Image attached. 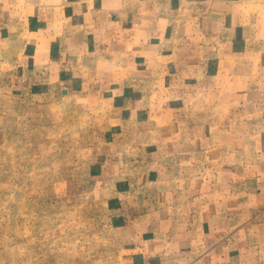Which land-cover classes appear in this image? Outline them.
<instances>
[{
    "label": "crops",
    "instance_id": "0c3cea01",
    "mask_svg": "<svg viewBox=\"0 0 264 264\" xmlns=\"http://www.w3.org/2000/svg\"><path fill=\"white\" fill-rule=\"evenodd\" d=\"M182 1L176 6L185 15L178 19L156 12L165 7L150 0H140L137 10L116 11L88 0H0V42L13 46L0 54L6 61L29 71L57 68L61 80L66 72L78 73L70 85L95 82L112 93L113 82L128 80L124 86L130 95L113 103L110 130L121 129L124 136L118 123L137 124L129 135L137 138L133 143L146 141L147 150L141 158L136 150L124 157L119 151H99L93 161L108 163V173L93 178L103 194L116 191L106 202L118 228L131 235L128 247L139 264H166L173 258L179 264L229 263L245 241L237 216L242 218L244 206L264 192V23L259 16L242 17L240 0ZM79 26L84 36L77 38ZM114 30L121 34L116 43ZM77 39L83 42L79 62L84 68H63L73 62L68 59ZM90 51L96 54L88 59ZM130 85L135 87L130 90ZM226 89L230 97L221 99ZM237 96L244 99L243 109L239 104L238 110L231 108ZM251 114L238 133L236 117ZM199 150L205 154L199 156ZM144 158L148 175L138 172L133 179L131 167ZM193 160L201 162L199 169L216 170L211 175L219 176V188L185 193L198 168ZM237 160L243 166H236ZM123 164L126 168L119 170Z\"/></svg>",
    "mask_w": 264,
    "mask_h": 264
},
{
    "label": "rangeland",
    "instance_id": "374dc122",
    "mask_svg": "<svg viewBox=\"0 0 264 264\" xmlns=\"http://www.w3.org/2000/svg\"><path fill=\"white\" fill-rule=\"evenodd\" d=\"M156 1L165 7L156 11L162 15L172 13L178 19L185 15V11L177 8L185 4L182 0H150L152 4ZM101 3L114 11L121 8L137 10L141 4L140 0H88L91 6L100 7ZM263 7L264 0H240L241 16L248 20L259 16L264 23ZM96 15L93 10L92 17ZM77 34V38L84 36L83 26L77 27ZM113 35V43H116L120 31L114 30ZM100 43V40L94 42ZM12 49L8 41L0 42V54ZM82 51L83 42L77 39L75 54L68 59L73 62H63L66 64L63 68L69 65L84 68L79 62L84 55ZM95 54L90 51L86 57L90 59ZM4 57L0 55V264H139L128 247L131 235L125 233L127 229L118 228L106 202L116 191L103 194L93 178L108 173V163L93 161L99 151L105 154L119 151L124 157L127 152L136 150L141 158V153L147 150L146 141L133 143L137 138L129 135V131L132 133L133 129L139 128L137 124L127 128L118 123L117 127L124 129V136H121V129L110 130L115 122L116 106L113 103H121L130 95L124 86L128 80L113 82L114 93L95 82L72 86L71 81L78 73L69 76L66 72L61 80L57 68L29 71ZM55 62H59L58 58ZM99 64L95 67L100 68ZM89 66L90 63L86 67L92 73ZM130 69L127 67L125 71L130 72ZM125 71L122 74H127ZM134 87L128 86L130 90ZM240 90L243 89L236 88V91ZM229 97L226 89L221 99ZM243 103L244 99L237 96L236 104L231 108L238 110L239 104L243 109ZM252 116L236 117L238 133H241L242 120H250ZM260 122L264 124V118ZM250 132L258 134L259 131ZM239 136L237 138H241ZM251 144L255 145V142ZM203 154L205 150H199V156ZM206 154L212 156L211 152ZM236 154H240L238 150ZM146 160L144 158L141 165L134 163L133 174L129 176L136 179L138 172L148 175ZM193 164L198 168L189 176L192 183L185 187L186 194L196 191L204 194L220 187L219 176L211 175L216 170L199 169L201 162L198 160H193ZM203 164L210 165L211 161H203ZM239 164L243 166L237 160L236 166ZM126 165L118 169L126 168ZM259 195L261 198L257 202L244 206L242 218L237 216L245 241L243 248L235 249L234 259L230 255L229 263L225 264H264V192ZM225 257L227 255L222 256ZM166 264H179V261L173 258Z\"/></svg>",
    "mask_w": 264,
    "mask_h": 264
}]
</instances>
